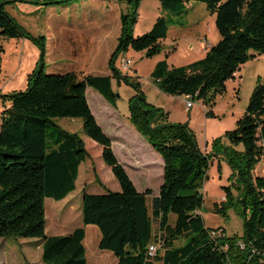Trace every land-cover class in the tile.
<instances>
[{
	"label": "trees",
	"instance_id": "obj_1",
	"mask_svg": "<svg viewBox=\"0 0 264 264\" xmlns=\"http://www.w3.org/2000/svg\"><path fill=\"white\" fill-rule=\"evenodd\" d=\"M71 1L0 0V35L29 39L40 51L27 90L0 94L11 105L3 111L0 125V238L41 240L43 264H88L85 227L68 235L45 234V200L62 201L73 193L79 168L90 157L78 134L52 121L71 118L81 119L84 134L102 147L103 161L121 187L120 192L84 193L82 201L84 226L99 228V249L111 251L118 264H264V176L254 175L264 160V84L256 85L236 128L216 138L212 150L204 153L187 123L168 122V113L147 101L138 79L116 67L120 55L130 50L153 58L163 49L162 41L170 28L165 17L159 18L148 33L134 34L142 0H116L132 10L121 15L122 32L109 60L111 75L80 79L75 73H46L45 37L28 33L6 6L18 2L52 6ZM191 1L205 4L215 15L219 42L203 59L190 65L170 68L166 60L159 62L151 77L164 94L202 100L209 109L207 116L214 117L212 109L216 98L227 93L226 83L256 57L252 51L264 54V0L160 2L163 10L181 15ZM113 80L136 91L129 103V121L164 160V182L160 195L153 199V215L160 223L158 234L153 231L147 204L152 190L138 191L87 100L90 87L116 108L119 96ZM215 158L219 159L220 172L222 160L233 171L232 184L225 187V200L215 205V212L223 217L232 209L241 213L242 237L228 238L224 230L207 228L200 214L205 202L204 184ZM96 181L100 184L98 178ZM170 213L176 215L175 226L169 223ZM179 239H186V243L175 247ZM159 242L161 248L151 258L149 247Z\"/></svg>",
	"mask_w": 264,
	"mask_h": 264
},
{
	"label": "rangeland",
	"instance_id": "obj_2",
	"mask_svg": "<svg viewBox=\"0 0 264 264\" xmlns=\"http://www.w3.org/2000/svg\"><path fill=\"white\" fill-rule=\"evenodd\" d=\"M43 1V0H26ZM161 0H142L138 9V19L134 27L135 36L148 33L158 21L165 17L170 25L168 36L162 41L161 53L153 58H147L143 52L128 51L121 54L116 62V67L127 76L137 78L141 89L145 93L147 101L157 108H162L168 113V122L187 123L191 131L196 135L200 149L207 153L212 150V143L216 138L222 137L226 132L232 131L237 126V121L245 114L251 95L256 85L264 84V54L252 51L256 57L246 63L237 71L238 76L226 83L227 93L218 96L215 101L214 117H208L209 109L202 100H195L194 107L186 108L184 96H170L161 92L153 83L151 73L158 61L166 60L172 67H183L203 59L207 45H215L220 40V35L215 25V15H212L206 5L191 1L187 4V11L181 15H173L161 7ZM131 7L116 0H73L61 5L43 6L30 3H15L6 6V11L33 36H44L46 40V73L65 74L75 73L82 79L87 75L109 76V60L114 52V41L122 32V13L131 12ZM96 17L101 24L99 36L105 46L102 48L84 49L70 47L65 42L71 36L63 30L66 22L80 18L87 20ZM74 18L75 20H73ZM181 24V25H179ZM89 34H94L90 29ZM76 43L77 39L71 40ZM118 43V42H117ZM117 46V45H116ZM0 94L3 96L15 92L26 91L29 76L36 68L40 57L38 47L29 39H10L0 35ZM116 48V47H115ZM90 50L89 54L88 51ZM132 60L130 69L124 68V59ZM236 73V74H237ZM242 76V78L240 77ZM93 115L98 119L108 135H112L117 141L122 138L130 143L132 136L125 134V127L114 130L118 125L113 116L114 110L122 122L129 124L133 131H138L130 123V99L136 94L133 87L121 83L118 85L113 80V89L119 96L117 107L113 108L96 90L87 88ZM97 93L102 99L95 97ZM104 100V101H102ZM10 102L0 98V123L2 113ZM52 121L62 129L78 134L85 142V147L90 155L82 164L77 189L62 201L53 199L45 200V215L47 236L68 235L79 227H85L86 237L84 246L88 264H99L98 258L103 253H111L99 249L101 232L95 225L84 226L82 214V201L84 193L105 194L108 191L120 192L121 187L114 177L111 169L104 163L102 147L87 137L83 132L81 119L55 118ZM127 126V125H126ZM52 130V129H51ZM141 138H143L140 135ZM144 139V138H143ZM50 141V139H49ZM209 145L207 146V142ZM117 148V146H116ZM120 152V151H119ZM121 153V152H120ZM124 155V152H122ZM224 163L223 172L219 171V159L215 158L210 167L203 189L205 202L200 214L204 218L209 229L224 230L228 238L244 234V218L237 210L228 212V217H223L215 212V205L225 200V187L231 186L230 177L233 173L229 165ZM255 176H264V160L256 167ZM99 179L100 184L96 181ZM136 187L142 189L141 183ZM159 184L152 185L158 194ZM236 192V190H234ZM153 199L147 197V204L153 223V231L159 233L160 223L153 215ZM171 226L176 224V215L169 214ZM186 243V239H179L175 247ZM164 250L161 249V254ZM42 241L31 238H0V264H43ZM109 261V258H103ZM155 264H162L156 262Z\"/></svg>",
	"mask_w": 264,
	"mask_h": 264
},
{
	"label": "crops",
	"instance_id": "obj_3",
	"mask_svg": "<svg viewBox=\"0 0 264 264\" xmlns=\"http://www.w3.org/2000/svg\"><path fill=\"white\" fill-rule=\"evenodd\" d=\"M72 19L75 20L74 18H72ZM98 20L99 19H97L95 16L89 20H87L86 18H80V19H77L75 21H71V19H69L67 22L65 20L66 25L64 26L63 30L69 32V34L71 35L68 38L67 42H65V44H67L70 47H74V48L78 47V48L84 49L85 53L87 52V49L96 50V48L104 47L105 42H103L102 39L100 38L99 31L96 32L97 28L99 30H101V24L98 22ZM90 29L94 32V34H89L88 32H86ZM118 38H116L114 41L115 47L117 45ZM74 39H77L76 43L71 42V40H74ZM211 46H212V44H211ZM115 47H113V48L115 49ZM90 50L88 51V54H89ZM208 50H209V48L207 49V47H206L204 55H206ZM159 62H161V61H158L156 63V65ZM156 65H155V67H156ZM246 65H244V66H246ZM172 67L170 66V68H172ZM237 76H238V73L235 74L234 79ZM240 77L242 78V76H240ZM112 83H113V81H112ZM87 94H88V89L86 91V96H87ZM94 96L98 97L99 99H102L100 97V95L97 93H95ZM87 100H88L89 106L91 108V104H90L88 97H87ZM102 101H104V100H102ZM185 104H186V97H185ZM10 106L11 105L9 104L7 106V108H9ZM193 107H194V105L192 106V108ZM192 108H190L189 110H191ZM111 111L113 112V116H116L115 117L116 121H118V125L113 124L114 130L116 131L120 127L121 128L125 127V134H127L128 136H132V138L134 140L133 143L128 142L124 138H122L121 141H119V140L116 141L114 139V137L112 135H108L106 133L107 132L106 129L100 123H98L100 125V127L102 128V130L104 131V133L111 139L112 149L114 151L115 156L117 157L120 164L125 168L127 174L129 175L130 179L132 180V182L134 184L141 183L143 185L142 189H139L138 187H136L139 192L143 193L146 190L150 189V190H152V194L149 195L148 197H151V198L158 197L160 195L161 186L163 185V182H164V160H163V158L151 146V144L146 141V139H143L140 137L139 132L137 134V132L132 130V128L129 126V124L122 122V120L118 116L117 112H115L112 109H111ZM212 111L215 115L214 110H212ZM95 118H96V116H95ZM128 119H129V117H128ZM96 120L98 122L97 118H96ZM0 125H1V123H0ZM208 145H209V141L207 142V146ZM116 146H117V148H116ZM209 149H210L209 147L206 149L207 153H209ZM122 152H124V155L122 154ZM223 165H224V163H221L222 172L224 170ZM81 167H82V165L79 168L78 179L80 177ZM78 179H77V182H78ZM77 182H76V189H77ZM156 182L159 184L158 194H156L155 190L152 188V185ZM107 257L109 258V261H103V258H107ZM98 260H99L98 261L99 264H118L119 263V259L117 257L112 256V254L108 253V252L103 253L102 256H100L98 258Z\"/></svg>",
	"mask_w": 264,
	"mask_h": 264
},
{
	"label": "built area",
	"instance_id": "obj_4",
	"mask_svg": "<svg viewBox=\"0 0 264 264\" xmlns=\"http://www.w3.org/2000/svg\"><path fill=\"white\" fill-rule=\"evenodd\" d=\"M210 47H211V45H207V49L210 48ZM132 64H133L132 60L126 59V58L124 59V68L125 69H130ZM193 102H194V99L191 96L186 97V108L187 109L192 108V106L194 104ZM216 235H218V234L213 233L212 236H216ZM160 248H161V243L160 242L159 243H156V244L150 245V247H149V253H148L149 256L151 258L156 257V255H157V253H158V251H159Z\"/></svg>",
	"mask_w": 264,
	"mask_h": 264
},
{
	"label": "water",
	"instance_id": "obj_5",
	"mask_svg": "<svg viewBox=\"0 0 264 264\" xmlns=\"http://www.w3.org/2000/svg\"><path fill=\"white\" fill-rule=\"evenodd\" d=\"M209 178V177H208Z\"/></svg>",
	"mask_w": 264,
	"mask_h": 264
}]
</instances>
